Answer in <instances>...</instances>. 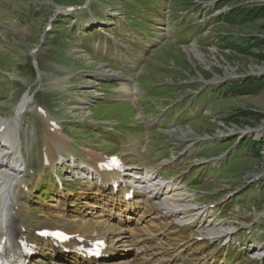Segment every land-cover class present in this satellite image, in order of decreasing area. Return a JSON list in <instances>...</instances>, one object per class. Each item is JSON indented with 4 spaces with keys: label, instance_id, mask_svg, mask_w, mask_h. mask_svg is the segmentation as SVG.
<instances>
[{
    "label": "rangeland",
    "instance_id": "374dc122",
    "mask_svg": "<svg viewBox=\"0 0 264 264\" xmlns=\"http://www.w3.org/2000/svg\"><path fill=\"white\" fill-rule=\"evenodd\" d=\"M65 1L0 0V99H6L0 100V119L8 122L6 146L14 143L11 140L17 138L16 132L20 136L19 148L26 171L22 167L20 169L30 186V192L24 194L22 200L29 209L27 220L39 222L41 215L47 213L57 222L69 221L68 207L63 203V199L69 198L68 194L52 191L46 197L42 196L44 190H52L53 185H42L43 179H39L34 171L41 169L38 132L45 127L40 120L41 115L35 110L37 104L41 105L38 101L43 102L41 96L49 109L99 124L96 131L80 125L73 126L76 133L66 129L72 136L79 135L77 139L82 151H87L81 143L83 136L104 151L112 150L115 148L113 143L120 138L128 140L125 127L129 126L132 132L142 129V124L136 119L139 112L141 118L146 119L157 116L161 120L164 115V120L157 123L165 127L149 132L151 138L147 142V151L158 150L153 157L155 160L162 157H171V160L163 158L149 168H156L159 177L162 170L175 169L177 162L184 165L179 171L170 173V177H175L172 199L176 203L174 206L185 211V214L177 216L186 220L190 217L193 224L185 229L175 226L173 221L178 219L158 210L161 209L160 204L148 197L149 205L132 215L140 223L130 224L138 228V240H129L138 254L135 261L158 264L155 257H160L166 264H264V83H257L259 85H255L253 91L255 88L259 90L255 92L228 90L233 83L237 84L234 88L241 87L238 80L249 76L264 77V18L251 19L250 15L245 23L242 17L236 16L231 17V22L224 20L230 10L239 11L243 6L249 7L264 0H165L161 19L149 29L155 34L161 33L157 40H164V45L159 49L152 48L140 71L139 61L132 60V53L123 41L126 39L135 44L136 40L123 18V10L129 0H93L91 11L76 15L62 13L61 10L69 5H65ZM139 1L149 5V0ZM141 5L136 0L129 3V7L139 8ZM153 5L150 2V7ZM141 10L148 12L146 6ZM85 19L92 24L88 29L80 26ZM97 22L104 24H99V27ZM50 23L52 29L46 31ZM182 23L187 27L178 31L176 27ZM69 30H75L72 39ZM43 35L47 36L46 43L45 39L40 42ZM137 36L143 47L154 43L152 37ZM184 36L186 40L180 43L178 39ZM35 47L38 51L31 62L27 56ZM132 47L138 52L142 49ZM108 60L116 63L124 60L122 63L126 64L125 67L119 65L118 69ZM32 64L42 70L39 84L36 83L35 72L30 70ZM122 66L128 71L129 78L133 77L131 73L139 72L135 75L136 84H131L133 94H139V109L129 101L114 99L111 93L95 101V105H78L83 95L90 94L83 87L88 84L93 87L92 100H97L93 97L103 89L114 91L118 83L115 80L106 83L105 75L118 78L112 74L120 75L117 71L124 74ZM25 70H30V73H25ZM95 74H99L101 79L92 77ZM122 80L126 81L125 78ZM25 94H29L30 98L28 95L26 98L30 102L16 122L15 109ZM79 107L81 110L77 114L75 110ZM4 122L0 120V123ZM174 123L175 127H168ZM147 126L151 128L150 122ZM1 145L0 151L5 148ZM88 149L91 151L83 155L96 148L88 145ZM179 152V155H174ZM101 160H93V169ZM204 161L207 162L202 163ZM201 165L203 167L198 171L196 168ZM63 167V172L69 174L67 168L70 167ZM28 168L32 172H27ZM205 177L207 179H203ZM180 182L184 183V189ZM95 190L92 188L86 193V201L81 195L74 198L77 211L82 212L85 204L92 201L90 195ZM230 194H233L230 199L218 203ZM97 200V203L110 204L108 195ZM208 204H215V207H207ZM141 225H146V229ZM240 226V231L234 233ZM25 228L29 230L30 225L26 224ZM210 228L221 235L235 229L227 235L230 236L229 253L226 254L227 248L219 250L218 247L224 237L204 244L194 239V234L199 232L209 236L207 230ZM142 239L150 246H142ZM116 244L120 246L119 242ZM116 248L118 257L129 252L123 247ZM44 258L37 257L34 264H42ZM117 263L120 262L109 264Z\"/></svg>",
    "mask_w": 264,
    "mask_h": 264
},
{
    "label": "bare ground",
    "instance_id": "6f19581e",
    "mask_svg": "<svg viewBox=\"0 0 264 264\" xmlns=\"http://www.w3.org/2000/svg\"><path fill=\"white\" fill-rule=\"evenodd\" d=\"M29 101L27 100L26 97L23 98L20 104L18 105V107L16 108L15 110L16 117L14 116L16 118V122L19 121V116L24 111V108L27 106V103ZM2 133L4 134L5 131H3ZM15 135H18L17 138L15 139L14 137V140H11V142L13 141L14 143L12 144L10 143L8 146H4L5 148H1V151H0V239L6 236L5 247H4L5 249L3 250V252L5 251V254H4L5 262H9L13 258L12 252L14 249L21 248L20 245L24 243L23 237L27 234L26 228H25L26 222H27V221L25 222V216H26L25 203L19 199L23 191L20 189L19 184H18L20 180L19 176H21V172H22L20 168L22 167L23 168L22 170H25L26 168H25V163L23 162L22 153L19 149V146H20L19 133L16 132ZM11 145H14V146H11ZM97 158L101 159L102 157L99 155V157ZM91 162L89 164H91ZM82 169L85 170L84 168ZM154 174H156V172H154ZM140 177H142V179L145 180L146 182L150 180L153 181V183H151V186L149 187L151 188L149 189V191H151L152 196L154 197L158 196L157 198L159 200H162L160 202L161 208L167 209L166 211L172 210V209H174L173 212L179 211V209H177L178 207L174 206L173 204V199H172L173 195L170 194V188H171L170 185H165V188L161 190V187L165 183L160 182L159 179H155L158 177L157 175L154 176L155 180L153 179V174H149V173H145L143 176H140ZM142 187L144 188L143 190L144 193H146V186L142 185ZM135 197L136 196L134 195L133 199H135ZM169 200H171L172 202H170ZM138 202H139L138 200H134L132 205H135ZM105 221L106 220H103V222ZM22 223H24L25 225H22ZM98 223L99 222L97 221H93L91 223L88 219L85 218L84 220L80 221L77 229H82L83 231L87 233H91L93 232V229H92L93 224L97 225ZM113 225H114L113 223L101 224V227L104 229L103 233L106 234L107 232H112L115 236H119L120 235L119 231H117V228H115ZM23 227L25 230H23ZM128 228L131 230H128L127 234L133 235L135 230L130 227ZM230 233H232V230H229L226 233V235ZM207 234L214 235V237L220 236L219 232H216L212 228L207 230ZM80 236H83V235L80 234ZM40 240L42 241L44 245L48 247L49 249L48 251L52 252L51 248L53 247V245L50 242V240L49 239H48L49 241H46L43 239H40ZM42 255L44 256V254ZM48 256H49L48 257L49 259L55 260L57 262L55 264H69V260L67 261V259L63 256L53 257L51 256V253H49ZM82 263L87 264L86 261H82ZM42 264H51V263H50V260L45 259L44 262H42ZM90 264H99V263H90ZM105 264H109V263H105Z\"/></svg>",
    "mask_w": 264,
    "mask_h": 264
},
{
    "label": "trees",
    "instance_id": "16d2710c",
    "mask_svg": "<svg viewBox=\"0 0 264 264\" xmlns=\"http://www.w3.org/2000/svg\"><path fill=\"white\" fill-rule=\"evenodd\" d=\"M65 5L66 4H75L78 3L79 0H67L65 1ZM252 15L251 19L253 18H259V19H263L264 18V2H261L259 4L256 5H252V6H243L241 8V10L239 11H234V9L230 10L228 15L224 17V20L226 22H231L229 21L231 19V17H242V21L243 23L248 22V16ZM219 20V19H218ZM262 40V39H261ZM264 41V40H263ZM255 79V80H254ZM260 80V81H259ZM240 82L239 88H234L237 84L233 83L230 88L228 87V90H230L231 92H234L235 90L237 92L240 91V93H242L244 90L247 92H252L255 85H259L257 83H264V77H256V76H249L247 78L238 80ZM259 88H255V91H258ZM253 91V92H255Z\"/></svg>",
    "mask_w": 264,
    "mask_h": 264
},
{
    "label": "snow or ice",
    "instance_id": "6c2138e0",
    "mask_svg": "<svg viewBox=\"0 0 264 264\" xmlns=\"http://www.w3.org/2000/svg\"><path fill=\"white\" fill-rule=\"evenodd\" d=\"M41 235H43V234H41Z\"/></svg>",
    "mask_w": 264,
    "mask_h": 264
}]
</instances>
